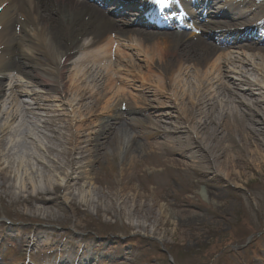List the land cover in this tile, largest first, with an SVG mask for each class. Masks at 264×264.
Listing matches in <instances>:
<instances>
[{
	"label": "bare ground",
	"instance_id": "1",
	"mask_svg": "<svg viewBox=\"0 0 264 264\" xmlns=\"http://www.w3.org/2000/svg\"><path fill=\"white\" fill-rule=\"evenodd\" d=\"M101 1L111 7L128 6L138 14L164 15L165 12L161 5L157 7L150 0ZM187 1L195 3V0ZM99 6L87 0H0V78L9 81L7 94H4V86L0 84V102L6 106L0 113V145H9L5 149L6 154H0V177H9V173L14 175L15 184L10 186L11 189L16 188L26 194L27 204L36 203L44 207L53 203L47 201L46 195L62 190L69 192L86 178L90 169L86 170L91 163L88 159L94 154L96 159H101L102 139L109 137L115 120L116 124L120 122V117L114 115L116 107L107 105V102L105 106L101 105L105 96L113 91L116 84L114 73L120 70L131 80L138 78L143 84H156L155 94L159 99H167L173 104V110L150 114L149 127L156 131L160 125H164V120L175 119L178 125L170 141L176 143L184 139L191 144L189 150H181L179 146L169 147L168 152L177 157L171 161L176 169L184 173L193 171L201 179L209 180L208 173L205 172L206 175L199 169L197 161L201 157L208 159L210 148H204L203 135L209 128L216 130L211 141L220 145L219 156L227 168L234 169L235 162L239 160L231 153L233 147L238 156L250 158L258 163V167H264V93L257 91H264V51L252 36V32L255 35L261 30L262 24L259 27L253 24V30L234 35L231 31L223 30L232 25H244L238 19L220 22L209 20L207 22L214 27L205 28V31L213 32L208 36L212 40L207 41L185 32L159 35L127 29L128 18H112L109 13L111 8ZM176 8V5H172V9L179 13ZM231 8L234 11L236 6L231 5ZM241 12L237 10L236 15L241 16ZM188 13L192 19L201 16L198 12L194 14L191 7ZM207 14L215 16L212 11H207ZM218 29L221 32L218 33ZM239 39L249 42L238 44L236 40ZM80 41L83 43L79 44ZM100 41L102 47H98ZM114 42L117 44L113 55L115 60L109 62ZM194 45H197V51L204 58L210 60L206 68L202 63L189 67L186 65L187 59L183 60L185 54L194 52ZM77 50L84 52L77 56ZM35 55L42 58H36ZM134 60L143 62V66ZM45 62L54 66L52 72L41 68ZM167 66L172 68L169 72L170 85L175 88L172 94L164 92L166 84L158 77L153 82L148 76L139 73V68L153 73L162 72V68ZM224 71L234 76L228 78ZM38 79L46 81L57 96L46 93L29 97L31 89L39 85L35 83ZM119 80L125 82L122 78ZM127 82L124 85H128L131 90L137 89L134 81L131 84ZM139 85L143 98L148 94L154 95L151 89ZM126 89L117 90L115 96L133 98L128 92L126 94ZM23 97L30 99L33 105ZM55 105L58 107L53 113L63 112L67 108V114L48 116V111ZM67 117L71 118L72 126L67 124ZM102 118L107 121L102 122ZM59 123L62 133L58 131ZM181 124L188 125L190 131L182 132L179 127ZM44 131L51 136H47ZM233 132L241 135L238 144L232 141ZM5 136L14 139L5 144ZM125 138L128 144L130 139ZM23 139L30 142H22ZM42 139L55 140L66 147L57 152L62 161L42 154L54 152L50 147L42 146ZM226 140L230 142L229 145L223 144ZM192 155H197V159L191 160ZM246 158L244 162L249 163ZM52 174L62 177L63 183H51ZM226 176L231 179V175ZM210 179H214V176ZM39 180L44 184L43 190L38 187ZM120 193L116 201L123 197L119 204L121 207L127 198ZM138 199V194L131 196L133 203ZM102 205L105 206V213L110 212L109 202H102ZM34 209L45 211L44 208ZM127 210L119 215L130 216L132 213L129 214ZM164 214L161 212L160 217L163 218Z\"/></svg>",
	"mask_w": 264,
	"mask_h": 264
},
{
	"label": "rangeland",
	"instance_id": "2",
	"mask_svg": "<svg viewBox=\"0 0 264 264\" xmlns=\"http://www.w3.org/2000/svg\"><path fill=\"white\" fill-rule=\"evenodd\" d=\"M230 3L221 0L213 3L210 0L205 5L216 10L215 19L229 21L231 16L225 9ZM232 3L249 12L236 18L237 21H248L251 17L254 20L259 17L257 14H264V0H232ZM115 10L109 11L110 16L128 18L127 29L159 35L175 31L167 20L165 24L156 25L144 21L137 14L126 16L124 8L117 12ZM203 23L206 28L213 27L206 21ZM245 26L230 27L234 28L233 33H238L240 27L248 28ZM202 33L208 34L203 30ZM257 38L256 44L264 51V35ZM66 42L69 43L68 40ZM82 43L80 41L79 44ZM194 47V52L185 54L183 60L187 59L186 65L189 67L202 63L206 68L210 60L197 51V45ZM75 55L80 54L78 52ZM35 57L42 58L39 55ZM114 60L112 57L110 62ZM134 61L143 66V62ZM41 68L48 72L54 70L49 62L41 64ZM114 69L117 67L114 66ZM171 69L167 66L162 68V72L150 73L139 68V73L148 76L153 82L158 77L166 84L164 92L172 94L175 88L169 81ZM224 73L228 78L234 76L230 72ZM131 79L122 70L114 73L115 87L105 96L101 105L105 106L107 102V105L116 107L114 115L120 117L121 127L115 120L109 137L102 139L101 159H96L95 154L88 159L91 163L86 171H90L76 188L46 195L47 201L53 203L42 207L36 203L27 204L26 194H22L19 189H11L10 186L15 184L13 174L9 173L6 178L0 177V264H264V167H258V163L250 158L238 156L233 147L231 153L239 160L235 162L234 169L227 168L219 156L220 145L211 141L216 130L209 128L203 135L204 148H210L208 159H197V155L191 157V160H199V169L208 173L209 180L201 179L193 171L184 173L176 169L171 161L177 157L168 152L169 147L179 146L181 150H189L191 144L184 139L176 143L170 141L178 125L175 119L164 120V125H160L156 131L149 127L150 114L173 110V104L167 99H159L155 94L156 84H143L141 79ZM127 81H130L129 84L134 81L137 89L133 88V91L124 85ZM35 83L39 85L31 89L29 97L46 93L57 96L46 81L38 79ZM0 84L4 86V94H7L9 81L0 78ZM139 84L151 89L154 95L148 94L143 98L139 92L141 88L138 89ZM125 87L126 94L128 92L133 98L115 96L117 90L123 91ZM257 91L264 93L261 89ZM23 98L33 105L30 99ZM57 107H51L47 115L67 114V108L63 112L53 113ZM4 108L6 106L0 102V113ZM104 121L107 119L102 118ZM66 122L72 126L71 118L67 117ZM60 125L57 124L58 131L62 133ZM179 127L182 132L190 131L186 124ZM44 133L51 136L46 131ZM125 136L130 139L128 144L125 143ZM33 137L36 138V135ZM11 139L14 138L5 136V144ZM240 140L241 135L233 132V143L238 144ZM40 143L54 151L43 155L62 161L57 152L66 147L55 140L42 139ZM223 144L229 145L230 142L226 140ZM8 146L0 145L1 155L6 154ZM245 158L249 163L244 162ZM227 174L231 175V179ZM51 176V183H63L59 175ZM212 176L214 179H210ZM38 182V187L43 190L44 184L40 180ZM120 192L127 198L121 207L119 204L123 197L116 201ZM136 194L139 199L133 203L131 196ZM102 202L110 203V212L105 213ZM37 207L45 211H35ZM125 210L132 214L121 216ZM161 212L165 213L163 218L160 217Z\"/></svg>",
	"mask_w": 264,
	"mask_h": 264
},
{
	"label": "snow or ice",
	"instance_id": "3",
	"mask_svg": "<svg viewBox=\"0 0 264 264\" xmlns=\"http://www.w3.org/2000/svg\"><path fill=\"white\" fill-rule=\"evenodd\" d=\"M153 3L162 6L167 3V0H153Z\"/></svg>",
	"mask_w": 264,
	"mask_h": 264
}]
</instances>
